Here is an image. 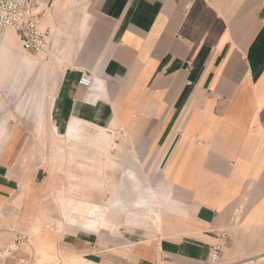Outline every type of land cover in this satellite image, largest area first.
I'll return each instance as SVG.
<instances>
[{"label": "crops", "instance_id": "crops-1", "mask_svg": "<svg viewBox=\"0 0 264 264\" xmlns=\"http://www.w3.org/2000/svg\"><path fill=\"white\" fill-rule=\"evenodd\" d=\"M90 1L83 57L69 60L54 93L51 142L67 126L68 144L85 141L79 121L114 127L127 158L109 202L68 218L82 230L36 237L42 252L88 264H211L225 231L218 264H264V0ZM82 34L73 27L70 42ZM24 143L11 129L0 141V251L45 223ZM126 175L156 193L158 218L126 214L137 200ZM11 255L5 264L24 261Z\"/></svg>", "mask_w": 264, "mask_h": 264}, {"label": "rangeland", "instance_id": "rangeland-1", "mask_svg": "<svg viewBox=\"0 0 264 264\" xmlns=\"http://www.w3.org/2000/svg\"><path fill=\"white\" fill-rule=\"evenodd\" d=\"M92 7L90 0L48 3L39 19L40 30L48 32V45L39 53L24 51L19 33L13 29H8L0 37V120L6 123V127H0V141L10 129L23 133L26 142L23 151L29 156L24 162L29 170L40 171L37 183L42 191L38 215L45 216V223L31 230L35 239L17 241L8 247L16 253H24L21 257L24 261L20 264H35V251L44 255V249L36 240L44 232L56 227L61 232L84 229L71 226L68 218L81 220L88 216V209L94 204H107L112 196L113 180L120 176L118 165L126 162L127 155L120 145L121 135L113 127L114 123L113 128H98L79 121L80 130L87 137L85 141L68 144L67 126L66 133L65 129L58 133L59 144L51 142V138L54 141L57 135V127L49 122L54 93L60 77L75 60L83 57L80 44H84L83 30L91 24ZM73 27H79L82 34L81 42H76L78 45L69 40V30L73 31ZM70 47L71 53H68ZM69 60L73 61L72 64ZM145 177L150 179L149 175ZM25 235L21 234L22 237ZM6 249L0 251V264L13 257ZM50 254L54 257L44 255L46 264H88L82 256L74 259L76 256L63 252Z\"/></svg>", "mask_w": 264, "mask_h": 264}, {"label": "built area", "instance_id": "built-area-1", "mask_svg": "<svg viewBox=\"0 0 264 264\" xmlns=\"http://www.w3.org/2000/svg\"><path fill=\"white\" fill-rule=\"evenodd\" d=\"M55 0H0V37L8 29L19 33L22 48L26 52L39 53L48 45L47 31L39 29V19L47 10L48 3ZM80 84L89 86L90 77L83 75ZM25 236H19L17 241H22ZM227 239V233L223 231L219 242L210 248L209 260L211 264H218ZM10 255L13 248L6 249Z\"/></svg>", "mask_w": 264, "mask_h": 264}, {"label": "bare ground", "instance_id": "bare-ground-1", "mask_svg": "<svg viewBox=\"0 0 264 264\" xmlns=\"http://www.w3.org/2000/svg\"><path fill=\"white\" fill-rule=\"evenodd\" d=\"M126 178L130 180L132 187L131 192L137 195V200L136 202L134 201L135 203L130 204L125 202L124 210L126 211V214L131 216L132 210L138 208L137 210L140 211V217L145 219L149 216L155 215L158 218L160 205L156 193L153 190L145 191L142 181L136 177V175H126ZM124 200L126 201V197Z\"/></svg>", "mask_w": 264, "mask_h": 264}]
</instances>
